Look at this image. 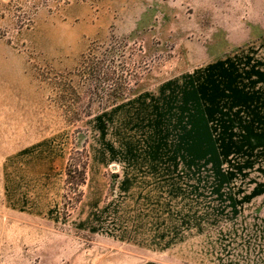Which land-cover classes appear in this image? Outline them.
<instances>
[{
    "label": "rangeland",
    "instance_id": "374dc122",
    "mask_svg": "<svg viewBox=\"0 0 264 264\" xmlns=\"http://www.w3.org/2000/svg\"><path fill=\"white\" fill-rule=\"evenodd\" d=\"M106 1L0 0V264H264V200H232L264 147L193 158L190 122L193 75L227 53L222 27L264 9ZM106 49L133 90L103 105L80 62Z\"/></svg>",
    "mask_w": 264,
    "mask_h": 264
},
{
    "label": "crops",
    "instance_id": "0c3cea01",
    "mask_svg": "<svg viewBox=\"0 0 264 264\" xmlns=\"http://www.w3.org/2000/svg\"><path fill=\"white\" fill-rule=\"evenodd\" d=\"M245 1L251 3L250 10L264 9V0L240 2ZM107 9L113 13L110 6ZM222 29L227 53L193 75L190 118L193 158H200V148L203 158H215L216 151L224 153L223 148L264 147V21H231ZM245 158L255 165L248 171L249 176L236 178L256 179V186L253 188L251 184L235 193L232 200L238 209L253 211L264 200V158L262 155Z\"/></svg>",
    "mask_w": 264,
    "mask_h": 264
},
{
    "label": "trees",
    "instance_id": "16d2710c",
    "mask_svg": "<svg viewBox=\"0 0 264 264\" xmlns=\"http://www.w3.org/2000/svg\"><path fill=\"white\" fill-rule=\"evenodd\" d=\"M104 53L89 52L80 62L81 77L88 81L90 96L88 102L95 96L101 95L103 105L115 104L121 98L126 97L133 89L130 87L131 74L121 69L124 62H117L114 55L109 56L111 49H106ZM116 49L112 48V51ZM76 184L79 186L85 180V163L76 168ZM67 178L70 177V167L66 168Z\"/></svg>",
    "mask_w": 264,
    "mask_h": 264
}]
</instances>
